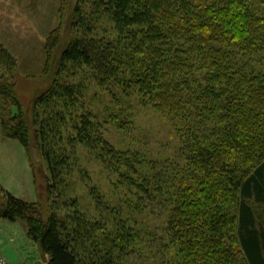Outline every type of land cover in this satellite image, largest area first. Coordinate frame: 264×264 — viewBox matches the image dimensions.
<instances>
[{
  "label": "trees",
  "instance_id": "16d2710c",
  "mask_svg": "<svg viewBox=\"0 0 264 264\" xmlns=\"http://www.w3.org/2000/svg\"><path fill=\"white\" fill-rule=\"evenodd\" d=\"M71 26L28 112L0 78V136L49 172L47 208L0 183V218L24 222L48 264H264L250 204H264V0H77ZM16 65L0 47V66ZM144 109L170 124L175 158L108 139L129 137ZM85 182L93 210L74 195Z\"/></svg>",
  "mask_w": 264,
  "mask_h": 264
},
{
  "label": "rangeland",
  "instance_id": "374dc122",
  "mask_svg": "<svg viewBox=\"0 0 264 264\" xmlns=\"http://www.w3.org/2000/svg\"><path fill=\"white\" fill-rule=\"evenodd\" d=\"M76 2L77 0H0V47L9 51L17 63L12 71L0 66V78L4 77L16 84L25 112H28L33 99L51 84L61 52L76 35L71 26ZM57 37L58 47L50 53L49 44ZM13 112L18 113L19 108L14 106ZM138 113L136 128L129 137L124 140L115 128L109 127L108 139L118 145L132 143L134 149L142 151L148 158L160 161L175 158L178 140L172 135L170 124L152 110L144 109ZM34 164L35 173L31 169L30 158L24 147L18 141L3 139L0 136L1 183L15 197L31 203H40L47 208V164L41 162V159H37ZM86 167L93 184L108 195L110 184L105 172L96 164ZM86 185V182L76 185L73 189L74 195H78L81 203L93 210V206H88L91 204V197ZM254 200H251L250 204L259 221L264 220V204H258ZM0 220L15 224L14 233L19 245L32 253L42 252L28 235L24 222L12 223L3 218ZM162 221L164 222L162 211L159 210L152 220H148L153 227L150 233L155 235L156 228H161Z\"/></svg>",
  "mask_w": 264,
  "mask_h": 264
},
{
  "label": "crops",
  "instance_id": "0c3cea01",
  "mask_svg": "<svg viewBox=\"0 0 264 264\" xmlns=\"http://www.w3.org/2000/svg\"><path fill=\"white\" fill-rule=\"evenodd\" d=\"M14 225L0 220V250L6 258L13 264H48L50 260L48 255L43 252H40V254L38 252L32 253L26 250L24 246L18 244L17 236L14 233Z\"/></svg>",
  "mask_w": 264,
  "mask_h": 264
},
{
  "label": "built area",
  "instance_id": "2783aa9c",
  "mask_svg": "<svg viewBox=\"0 0 264 264\" xmlns=\"http://www.w3.org/2000/svg\"><path fill=\"white\" fill-rule=\"evenodd\" d=\"M0 264H13L0 250Z\"/></svg>",
  "mask_w": 264,
  "mask_h": 264
}]
</instances>
